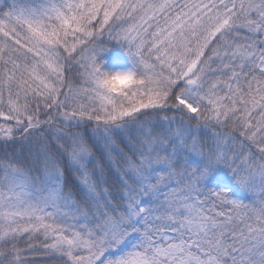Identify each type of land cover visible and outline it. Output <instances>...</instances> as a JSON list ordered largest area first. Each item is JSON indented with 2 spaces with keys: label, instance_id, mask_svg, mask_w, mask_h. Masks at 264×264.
Returning <instances> with one entry per match:
<instances>
[{
  "label": "snow or ice",
  "instance_id": "6c2138e0",
  "mask_svg": "<svg viewBox=\"0 0 264 264\" xmlns=\"http://www.w3.org/2000/svg\"><path fill=\"white\" fill-rule=\"evenodd\" d=\"M0 264H264V0H0Z\"/></svg>",
  "mask_w": 264,
  "mask_h": 264
}]
</instances>
